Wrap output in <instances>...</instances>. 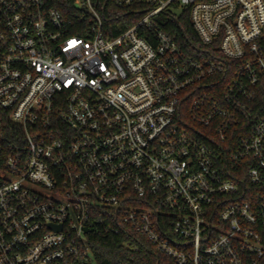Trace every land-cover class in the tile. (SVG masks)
Returning a JSON list of instances; mask_svg holds the SVG:
<instances>
[{
    "label": "built area",
    "instance_id": "2783aa9c",
    "mask_svg": "<svg viewBox=\"0 0 264 264\" xmlns=\"http://www.w3.org/2000/svg\"><path fill=\"white\" fill-rule=\"evenodd\" d=\"M107 2L144 14L108 36ZM100 210L162 264H264V0H0V264H97Z\"/></svg>",
    "mask_w": 264,
    "mask_h": 264
},
{
    "label": "trees",
    "instance_id": "16d2710c",
    "mask_svg": "<svg viewBox=\"0 0 264 264\" xmlns=\"http://www.w3.org/2000/svg\"><path fill=\"white\" fill-rule=\"evenodd\" d=\"M109 9V10H108ZM144 12L139 5L127 9H118L105 3V33L114 36L136 23ZM165 28L176 36L180 46L186 52L196 54L201 47L198 32L190 22L187 13L170 19L162 15ZM108 213L100 210L94 215L87 232L88 242L94 252L97 264H162V255L155 251L153 245L143 236L137 234L115 233L111 224L114 220L106 217ZM110 217V216H108Z\"/></svg>",
    "mask_w": 264,
    "mask_h": 264
},
{
    "label": "rangeland",
    "instance_id": "374dc122",
    "mask_svg": "<svg viewBox=\"0 0 264 264\" xmlns=\"http://www.w3.org/2000/svg\"><path fill=\"white\" fill-rule=\"evenodd\" d=\"M182 9H179V11H181Z\"/></svg>",
    "mask_w": 264,
    "mask_h": 264
}]
</instances>
